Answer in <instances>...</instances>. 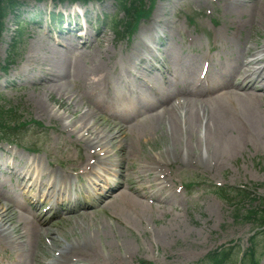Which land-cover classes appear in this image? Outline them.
Returning <instances> with one entry per match:
<instances>
[{
  "label": "rangeland",
  "instance_id": "obj_1",
  "mask_svg": "<svg viewBox=\"0 0 264 264\" xmlns=\"http://www.w3.org/2000/svg\"><path fill=\"white\" fill-rule=\"evenodd\" d=\"M154 1L156 4L152 8V0H145V11L153 9V12L149 19L140 23L138 32L130 38L121 37L114 25L108 24V18H120L119 5L114 0L101 5L93 2L85 7L64 4L60 6V11L56 10V5L50 0H44L41 4L31 0L18 7L15 14H10L5 20V33L0 43V61L2 63L9 61L13 64L6 73L0 72V111L9 113L16 108L18 110L16 115L11 112L9 116H14L15 120L23 119L26 124H34H28V128L16 129L13 142L18 145L2 141L0 146L23 159L22 162L36 158L48 171L63 172L65 164H76L79 160L85 159L86 152L76 147L80 142V136L71 132L69 123L85 112L86 107H79L77 116H67L63 114V110H58V106L52 104L53 101H63L55 93L49 95L50 101L47 104L64 118L58 120L51 115H38L28 98L34 96L31 85L20 86L26 84L27 78H13L35 38H43L40 45L41 56L45 54L48 56L50 54L48 50L54 45L55 40H58L60 33L81 37L82 34L75 33L80 31L79 25L82 22L77 17L72 18V12L73 14L76 12L77 15V7L81 9L80 12L83 8L89 11L86 25L90 27L89 36L94 47L96 35L103 33L105 36L103 46L108 50L106 60L113 67L109 70L110 89L122 99L124 93L129 98H140L144 95L140 83L139 87L135 83L136 78L143 75L161 94V98L174 102L177 90H183L187 84L197 83L202 70L203 55H209L214 59V64H218L222 59L221 53L231 54L244 51L245 48L260 50L264 46V17L261 21L254 22L250 18L248 8H239L234 4L236 0ZM242 1L248 5L252 4V0ZM258 3L264 13V0H258ZM60 12L64 13L63 27L62 19L52 22L48 18L52 13ZM155 19L162 21L161 24L155 26L153 31L145 30ZM234 25L239 28L232 39L230 33ZM67 28H70V31H66ZM218 32L222 33V38L217 37ZM47 36H50V39H47ZM69 39L70 37H67V40ZM141 39L150 43L141 44ZM214 41L216 49L212 48ZM68 46L70 50L77 48L76 45ZM135 50H139L141 58L147 62L151 60L150 68H147L146 62L130 56ZM232 66V61L227 60L222 69L226 70ZM190 68H195L192 70L194 75H190ZM218 70H220L218 66L210 70V81L220 82L221 75ZM11 78L13 81L7 83L6 81ZM168 82L174 85L169 86ZM82 85V90H88L87 85ZM136 90L139 92L133 93ZM206 90L205 87L202 91ZM80 91L79 87L73 89L75 94L76 92L79 94ZM260 95L255 106L261 121L244 132L233 133L231 137L236 138V145L221 152L211 149L210 139L205 132L207 117L201 119L202 131L194 139L184 135L180 122H177L178 130L174 128L172 132V126L167 118L162 123L153 124L148 119L140 117L135 126L137 139L133 147L136 159L132 165L140 167L146 176L150 174V179L157 180L156 183L160 187L166 186L167 193L162 194L154 190L153 192H157V200L153 204H148L143 209H134L128 212L127 216L122 211L105 206L98 208L100 196L93 194L92 202L85 201L84 194L72 193L74 189L71 188L66 191L69 202L59 209L58 213L61 216H55L52 211L47 212L51 206L55 207L56 203L53 202L48 203L42 210L38 207L33 211L38 216H44V221L47 222L45 227L49 229V235L37 239V242L44 246L49 242L50 251H53L57 244L71 247L92 244L97 247L100 259L89 261L77 258L68 264H101L97 263L101 260L120 264H199L209 253L229 246L234 247V251L228 264H240L241 255L249 248V239L256 226L237 220L236 208L241 206L250 209L260 205V200L264 202V97ZM44 100L47 101L46 98ZM1 106L4 108L1 109ZM206 106L208 103L203 107L205 112ZM129 117L134 118V115ZM35 122L41 123L43 127L36 125ZM182 126L184 127L183 124ZM147 128L149 132H145ZM110 136L100 143L105 148L109 147ZM131 142L126 141L128 144ZM121 145L124 144L121 143L119 147ZM189 146L193 153L199 154L202 160L208 163H191L183 160ZM3 154L0 152V157L5 160ZM110 161L116 164L120 158L112 155ZM104 162H107L105 158ZM9 164L18 168L16 162ZM2 169L0 168V171ZM114 170L118 169L114 167ZM95 172L103 175L100 165L95 166ZM3 179L12 185L17 182L11 177ZM93 179L98 182L95 177ZM109 181L110 185L114 186L120 179L115 174L109 177ZM69 185L71 187L79 185L74 175H71ZM215 186L228 187L232 190L247 188L251 198L244 203L245 206L238 202V199L233 201L234 196H231L229 201L221 200L214 194ZM9 188L4 187V190L9 192L14 190ZM14 196L20 203L25 201V193L17 189ZM27 196L30 199L29 203L35 202L32 200L33 197L41 203V195L38 192H29ZM253 199H256L255 203ZM80 203L85 205L83 207L89 214L67 222L66 218L74 216L71 211L68 214V211L75 206L79 207ZM255 250L258 255H262L260 264H264V237L257 239ZM50 251L49 249L36 251L35 262L41 257L43 264H51L54 255ZM58 253L56 249V254ZM9 254L11 251L7 248L1 255L5 264L9 263ZM242 264H246V261L243 260Z\"/></svg>",
  "mask_w": 264,
  "mask_h": 264
},
{
  "label": "bare ground",
  "instance_id": "obj_2",
  "mask_svg": "<svg viewBox=\"0 0 264 264\" xmlns=\"http://www.w3.org/2000/svg\"><path fill=\"white\" fill-rule=\"evenodd\" d=\"M234 4L239 8L247 7L250 18L254 22L261 21L264 17L258 0H252L251 5L243 3L242 0H236ZM87 14L88 10L85 11V15ZM161 22L155 19L145 30L153 31ZM238 28L237 25L232 27L230 33L232 39L238 33ZM89 31L90 27H86L80 32L81 37L60 33L58 40H55L54 45L48 50L50 57L47 54L41 56L40 45L43 38H35L24 62L13 74V78H27L26 84L20 86L31 85L34 96L31 95L28 98L38 115H51L58 120L64 118L57 110H54L55 108H50L47 104L50 101L49 95L55 93L63 101H53L52 104L58 106V110H63V114L67 116H77L78 108L86 107L85 112L69 123L71 132L80 136V142L76 144V147L84 150L86 157L76 164H65L63 172L48 171L36 158L22 162L23 159L0 146V152L4 153L5 157V160L0 157V168L4 169L0 171V264H5L1 255L7 248L11 251L8 264L44 263L41 259L35 262L36 251L46 250V246L41 242L38 243L37 239L47 237L49 229L45 227L47 222L44 221V216L34 214L33 210L38 207L42 210L48 203L53 202L56 203L55 207L51 206L47 212L52 211L55 216H61L58 213L59 209L69 202L66 191L71 188L76 194H84L85 201L92 202L93 194L100 196L98 208L105 206L122 211L127 216L128 212L134 209H143L148 204H153L157 200V192L167 193L166 186L160 187L156 183L157 180L150 179V174L146 176L140 167L132 165L136 159L133 147L137 139L135 126L140 117L148 119L153 124L162 123L167 118L173 127H171L172 132L174 128L178 130L177 122H180L184 135L191 139L197 137L202 131L201 119L207 117L205 132L210 139L211 149L215 152L233 148L236 145V138L231 137L233 133L244 132L261 121L256 113L255 102L259 98V93L264 97V46L260 50L245 48L244 51L231 52V54L221 53L222 59L218 64H214V59L209 55H203L202 70L197 83L187 84L182 88L183 90H177L174 94V102L161 98V94L143 75L136 78L135 83L138 87L140 83L144 95L140 98H129L124 93L122 99L110 89L109 70L113 67L106 60L108 50L103 46L105 36L103 33L96 35L94 47L90 41ZM219 33L217 37L222 38V33L218 36ZM67 37L70 39L67 40ZM47 39H50V36H47ZM149 43L141 39V44ZM70 44L76 45L77 48L70 50L68 46ZM212 48L216 49L215 41ZM150 53L153 54V51ZM130 56L146 62L147 68L151 67V60L147 62L141 58L139 50H135ZM227 60H231L233 66L226 70L222 69V65ZM216 66L220 68L218 73L221 76L220 82L214 83L209 80L210 70ZM194 69L190 68V75H194L192 71ZM13 78L6 82L11 83ZM79 82L83 83L79 84ZM82 84L87 85L88 90H82ZM211 84H214L213 87H210ZM168 85L174 84L168 82ZM75 87L81 88L79 94L73 92ZM205 87L207 90L202 91ZM138 92L139 90H136L133 93ZM44 98L47 99L46 102ZM205 103H208L206 112L203 111ZM129 115H134V118H130ZM181 119H183L182 122ZM145 132H149V128L145 129ZM109 135H111L110 144L105 148L100 143ZM127 140L132 142L128 144ZM95 143L99 145L95 146ZM121 143L124 145L119 147ZM112 155L119 157L120 161L114 164L110 161ZM103 157L107 162H104ZM183 160L191 163H208L202 160L199 154L193 153L190 146ZM9 162H16L18 168ZM97 165L101 166L103 175L95 172ZM114 167L118 170H114ZM147 171L149 172V169ZM115 174L120 181L111 186L109 177ZM71 175L79 181L78 186L69 185ZM3 177L15 178L17 182L15 185L8 184ZM94 177L98 182L93 179ZM4 187L14 190L9 192L4 190ZM16 189L25 193L27 202L29 192H38L43 199L42 203L21 204L14 196ZM154 190L157 192H153ZM83 206L85 207L83 203H80L79 207L71 208L68 214L72 212L74 216L66 218V221L71 222L73 219L87 216L89 212ZM23 230L28 231L21 232ZM46 245L49 249V242ZM56 249L59 253L52 251L54 255L52 264H68L77 258L89 261L99 258L97 247L92 244H79L76 247L57 244ZM97 263L120 264V262L112 263L107 260Z\"/></svg>",
  "mask_w": 264,
  "mask_h": 264
},
{
  "label": "trees",
  "instance_id": "obj_3",
  "mask_svg": "<svg viewBox=\"0 0 264 264\" xmlns=\"http://www.w3.org/2000/svg\"><path fill=\"white\" fill-rule=\"evenodd\" d=\"M26 0H0V38L3 32V22L6 18L7 14L10 10H13L15 5L18 2H22ZM57 1V0H55ZM59 2L66 1H76V0H58ZM121 4L125 6V0H121ZM139 2L141 0H138ZM131 5V10L126 13V8L123 9L125 11L128 18H131L135 13L138 12L139 5L137 1L129 2ZM124 23L126 21H123ZM122 22V23H123ZM121 23V24H122ZM122 26V25H121ZM121 26H118L121 28ZM6 125L5 118L0 114V134H4V126ZM215 193L223 200L229 201L231 200V196L233 201L239 199V202L244 204L247 200L250 199V193L246 190L242 189H229L228 188H215ZM233 194V195H231ZM255 202V201H254ZM235 218L237 220H243L249 223H253L256 225V230H262L260 233H254V236L250 238V248L247 252L244 253L242 260L246 261V264H260V259L262 255H258L255 250L256 242L258 238L264 237V202L261 201V204L258 207H252V209H244V207L236 208ZM262 233V235H260ZM257 235V236H255ZM234 247H221L218 250H215L209 253L205 259H203L199 264H228L231 262V257L233 255Z\"/></svg>",
  "mask_w": 264,
  "mask_h": 264
}]
</instances>
